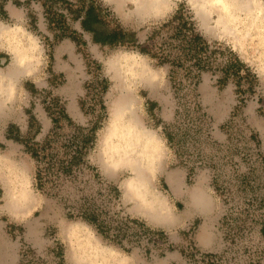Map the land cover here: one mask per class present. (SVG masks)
<instances>
[{
  "label": "rangeland",
  "instance_id": "obj_1",
  "mask_svg": "<svg viewBox=\"0 0 264 264\" xmlns=\"http://www.w3.org/2000/svg\"><path fill=\"white\" fill-rule=\"evenodd\" d=\"M170 4L165 13L140 20L130 15V1L0 0V23L24 31L14 45L31 38L37 43L28 71L7 99L0 97V264H19L23 253L26 264H78L81 237L89 235L91 249H103L109 264H201L205 253L219 254L221 264H264V0H250L251 9L227 17L224 26L220 12L199 15L189 0ZM7 6L23 12L20 24L9 18ZM88 6L100 12L105 35L125 32L123 45L95 43L81 29L77 17ZM55 16L59 24L51 25ZM189 30L204 41L199 56H210L200 66L183 54ZM2 39L0 72L7 73L14 53ZM229 63L236 66L225 78ZM122 100L130 103L138 127L160 141L148 191L168 220L136 210L124 194L128 169H102L111 108ZM94 126L95 141L72 172L48 163L49 156L52 163L70 158L77 137ZM167 132L177 133L172 147ZM181 139L183 147L176 145ZM10 178L26 194L16 214L5 208L13 198ZM195 192L207 207L192 202ZM89 206L105 220L106 233L80 216ZM229 215L241 219L225 238L221 220ZM126 218L138 223L128 222L125 236L117 238Z\"/></svg>",
  "mask_w": 264,
  "mask_h": 264
},
{
  "label": "bare ground",
  "instance_id": "obj_2",
  "mask_svg": "<svg viewBox=\"0 0 264 264\" xmlns=\"http://www.w3.org/2000/svg\"><path fill=\"white\" fill-rule=\"evenodd\" d=\"M113 2L130 1L134 4L135 9L130 15L137 19H146L155 15H161L170 7L171 0H108ZM196 7H200L198 14L204 13V9L208 12H220L222 18L218 21L220 26L226 24L227 17L234 15L243 10H250V0H189ZM227 7V11L225 8ZM202 11V12H201ZM259 13V12H258ZM203 15V14H202ZM225 16V18L223 17ZM23 29L18 25L11 27L0 23V39L3 37L7 40L10 50L14 53L13 61L8 65L7 73L0 72V78L3 83L0 86V97L5 98L10 95V90L16 79L25 74L28 58L37 47V43L32 38L29 43L24 46L18 44L20 33ZM14 42V43H13ZM8 46V48H9ZM6 98V99H7ZM4 101V100H3ZM3 101L0 99V109L3 107ZM6 101V100H5ZM134 112L130 108V103L124 100L115 101L113 109L111 108V118L108 125V131L104 137L103 150L106 155L105 165L102 169L109 173L110 171H120L122 168L131 172V177L123 182L124 194H126L132 202H135L136 210L149 218L165 221L167 214H159L163 205H161L158 197H149L148 185L150 184V172L153 171L158 160L161 159V149L159 139L144 128L138 127ZM137 134H139L137 136ZM139 141V142H138ZM151 142V143H149ZM147 145V147H146ZM12 188L15 185L13 178L8 181ZM8 195V193L6 192ZM26 197L25 192L20 193L14 188L13 198L6 203V209L12 214H16L21 210L20 205ZM7 198V197H5ZM201 192H195L192 195V202L198 207H207V203ZM173 219L171 218L170 221ZM95 252L91 248H86L84 242L81 243L80 254L78 253V264H100L105 261L107 256L102 253L103 249L97 248ZM117 264V262H115Z\"/></svg>",
  "mask_w": 264,
  "mask_h": 264
},
{
  "label": "trees",
  "instance_id": "obj_3",
  "mask_svg": "<svg viewBox=\"0 0 264 264\" xmlns=\"http://www.w3.org/2000/svg\"><path fill=\"white\" fill-rule=\"evenodd\" d=\"M59 15L60 16L57 18L64 20V21H61L59 19L60 23L64 24L65 20H66L65 17L61 14H59ZM57 18L55 16L54 18H52L53 20L52 19L49 20V23L51 25H58L59 22L56 21ZM79 18H81V21H80L81 29L84 32H88L91 34L93 42L99 43L102 45H116V44L123 45L124 44L123 42L125 41L124 39H125L126 34H125V32H123L120 29L111 31L107 35H105V32L102 29L104 22L100 16V12H98L96 10V8H94L93 6H88V8L85 9L84 14L77 17V19H79ZM59 29H61V28H59ZM187 34H188V32H187ZM187 34L185 36L187 41H186L184 48H183V54H185V56L195 60L194 64H193L194 66H200L201 64H205L207 62V60H209L210 56L209 57L205 56L206 58H202L201 56H199L200 55L199 52L202 48L201 45L202 44L204 45L203 39L200 36H198L196 33H194L193 30H189L188 36H187ZM185 50H186V52H185ZM235 66H236V63H234V64L229 63L223 68V72L225 73V76H224L225 78H227V76H228L227 73H228L229 69H233ZM234 73L237 75V70ZM61 113L64 115V117L67 119V121L71 122V120L67 114H65L63 111ZM53 122L56 123V121L54 119H53ZM78 129L83 131V128H81V127ZM95 130H96V128L94 126L89 130L91 133L88 136L86 134L85 135L80 134V136H79L80 139L77 137V140L74 144L75 146H74L73 153L69 156L70 158L64 159V160H58V162L54 161V163H52L51 157L49 156V154H47L46 156L47 157L49 156L48 163H50V165L55 164V165H57L58 168L61 167V168H59L61 170H69L70 172H72L73 166H77L78 164L82 163V161H83L82 153H83V150L87 147L88 142L92 143V145H93V142L95 141V133H94ZM174 135H177V133L171 134V133L167 132L165 135V138H166L170 147H172V145H174L173 144ZM185 135H186V132H181V134H180L181 138H183ZM179 143L180 144L177 143L176 145L177 146L180 145V147L184 146L182 139ZM28 152H30V151H28ZM30 153H31V156L35 157L36 160L38 161L39 156L35 153V151L30 152ZM180 163H184V160L181 159ZM43 178L44 177L42 176L41 171L39 170L36 173V181H37V187L38 188H41ZM250 206L251 207L253 206V202H251ZM249 208L250 207H248L247 210H245V211L248 212ZM263 212H264V206H263L262 214H263ZM80 216L84 220L92 222L95 225V227L97 228L98 232L106 233L107 225L105 224V220H103V219L100 220V214H99V212H97V210L94 207L89 206V207L82 208V212H81ZM263 216L264 215H262V217ZM262 217L260 218L259 222L261 225V233L264 234V218H262ZM239 219H241V218L240 217L237 218V216L229 215V216H225L223 218V220H221V226H224V225L226 226L225 227V234H224L225 238L232 236L230 234L232 228H238L237 220H239ZM243 221H244V219H243ZM128 222L135 223L137 221H135V220L132 221V220H129L127 218L124 220L121 219V221L119 222V226L117 228V234H116L117 238L119 237V235H121L122 237L125 236V231H126L125 229H126V227H128L127 226ZM140 226L143 227L142 224H140ZM143 229H144L145 233L149 232L148 228L143 227ZM151 234H153V233L151 232ZM57 254L60 258H62L61 252H57ZM29 261H30V259H28L27 254L23 253L21 256L19 264H26V263H29ZM198 262L201 264H221L222 258L219 254L205 253V254H201L199 256ZM60 264H63L62 259L60 260Z\"/></svg>",
  "mask_w": 264,
  "mask_h": 264
},
{
  "label": "crops",
  "instance_id": "obj_4",
  "mask_svg": "<svg viewBox=\"0 0 264 264\" xmlns=\"http://www.w3.org/2000/svg\"><path fill=\"white\" fill-rule=\"evenodd\" d=\"M6 11L8 12V16H9V18H11V20H16L18 23L20 22V21H22L23 20V16H24V14H23V12H19L18 10H15V9H13L11 6L9 7V6H7V8H6ZM20 24V23H19ZM3 38V37H2ZM0 39V42H3V39ZM3 45H5L6 46V44H2V46H0V52H3V53H5L4 51L6 50L4 47H3ZM7 49H10V47L8 48L7 47ZM173 176H175V177H177V176H179L177 173L176 174H173L171 177L173 178ZM139 212V211H138ZM139 213H141V212H139ZM142 214V213H141ZM144 215V214H143ZM146 216V215H145ZM75 258V257H74Z\"/></svg>",
  "mask_w": 264,
  "mask_h": 264
},
{
  "label": "clouds",
  "instance_id": "obj_5",
  "mask_svg": "<svg viewBox=\"0 0 264 264\" xmlns=\"http://www.w3.org/2000/svg\"><path fill=\"white\" fill-rule=\"evenodd\" d=\"M225 10L226 11L228 10L227 7L225 8ZM259 11H260V13H264V5H262L260 7ZM138 135L139 134H137V136ZM149 143H151V142H149ZM146 147H147V145H146ZM85 231H87V230H85ZM81 239L84 241V246L86 248H92V244H91V240H90V235L89 236H86V237H81ZM111 255H112V257H115L116 256L115 253H112ZM94 264H95V262H94ZM100 264H109V262L107 260H105V261H101Z\"/></svg>",
  "mask_w": 264,
  "mask_h": 264
}]
</instances>
